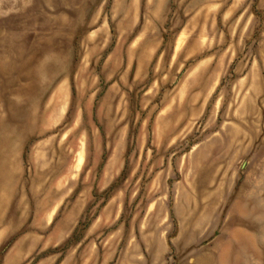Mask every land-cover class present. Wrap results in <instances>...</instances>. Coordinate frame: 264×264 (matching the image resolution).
I'll return each instance as SVG.
<instances>
[{"label": "rangeland", "instance_id": "rangeland-1", "mask_svg": "<svg viewBox=\"0 0 264 264\" xmlns=\"http://www.w3.org/2000/svg\"><path fill=\"white\" fill-rule=\"evenodd\" d=\"M0 264H264V0H0Z\"/></svg>", "mask_w": 264, "mask_h": 264}]
</instances>
